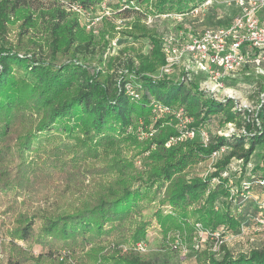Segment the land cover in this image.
Returning a JSON list of instances; mask_svg holds the SVG:
<instances>
[{
	"label": "trees",
	"instance_id": "trees-1",
	"mask_svg": "<svg viewBox=\"0 0 264 264\" xmlns=\"http://www.w3.org/2000/svg\"><path fill=\"white\" fill-rule=\"evenodd\" d=\"M103 1L68 0L95 11ZM205 1L121 0L116 9L108 2L111 13L132 17L127 34L146 38L151 49L138 57L116 55L118 64L105 73L104 67L92 71L86 64L98 42L61 0H0V188L18 194L50 189L52 200L30 215L21 214L18 230L24 240L36 237L48 246L76 250L88 244L79 255L85 254L83 264H163L133 249L151 224L143 217L144 201L154 202L162 193L155 220L167 240L173 230L184 234L191 244L187 254L195 252L207 264H264V241L239 253L222 241L217 256L207 248L195 249L193 240L196 223L208 235L247 226L248 212L241 206L251 197L252 183L264 185V73H258L254 111L237 107L232 98L217 100L198 91L195 79L187 86L181 79L152 76L167 61L165 42L148 27L147 17L194 14ZM12 19L20 21L19 47L8 39ZM60 55H69V61L55 63ZM127 82L135 93L127 91ZM157 102L183 106L193 125L209 132L207 145L196 136L166 146L179 131L178 120L158 114ZM35 108L41 109L39 118L32 116ZM219 117L242 131L212 134L210 123ZM152 129L153 135L140 137V130ZM14 130L22 134L16 143ZM130 142L149 150L144 168L123 155L121 146ZM222 147L225 154L216 157L211 174L187 176L188 167ZM15 157L18 162L8 165ZM261 208L259 214L247 215L256 224L264 204ZM53 251L49 247L46 257Z\"/></svg>",
	"mask_w": 264,
	"mask_h": 264
},
{
	"label": "rangeland",
	"instance_id": "rangeland-1",
	"mask_svg": "<svg viewBox=\"0 0 264 264\" xmlns=\"http://www.w3.org/2000/svg\"><path fill=\"white\" fill-rule=\"evenodd\" d=\"M61 1L65 4L66 10L73 12L78 17L79 23L83 29L87 33H90L93 39L98 42L97 52L93 54L86 63L90 66L92 71L98 68L103 69L104 67L105 69H103V71H105V73L108 71L112 72L113 67L116 66V63L118 64V60H114L116 55H121L123 58H126L129 56L138 57V55H147L150 53L151 45L146 38L136 40L127 34V31L131 28L130 24L132 17L121 18L116 16L115 13L108 14L103 12L105 14L103 18L89 29L87 28V24L91 22L93 15L96 14V11L100 8L96 11L93 9L94 11L87 14L76 10V8L73 9L69 6L68 0ZM120 1L121 0H108L114 9H116ZM237 10L238 7L230 0H206L205 3L202 4L200 10L198 12L195 11L194 14L164 13L155 16L151 15L147 17V24L165 43L174 44L179 42V40L181 41L191 37L193 33L206 26H218L227 23ZM19 24V20L12 19L8 34L9 41L17 47H19ZM171 35L174 36L173 39H171ZM121 51L123 52L122 54H120ZM23 53L24 51H21L20 54ZM69 59V55H60L54 62L61 64L69 61ZM244 67L234 74L227 76L225 90L218 95V98L221 100L232 98L237 107H246L254 111L258 109V97L260 94L258 92V73L264 72L256 70L252 65H246ZM183 72V65H176L169 79L175 81L178 77L181 79ZM193 79L197 80L198 91L201 92L200 82H203L204 75L201 73L196 74L193 76ZM185 85L190 86L192 84L185 83ZM204 97L206 96L204 95ZM40 111V108H35L32 114L33 118H39ZM221 119L222 117H219L211 121L209 130L212 134L218 133V130L230 135L242 131L235 123H233V126H229L228 123H223ZM138 128L139 126L136 130ZM15 130L11 135V139L14 141L13 143L18 142L22 137V134ZM137 140L139 141L140 139L137 138ZM142 149L143 148L137 146L136 142H130L121 146L123 155L132 158L138 168H144V158L149 153V150L143 151ZM224 154L225 152L222 153L220 157H223ZM216 160L213 161L212 165L210 164L212 161L207 157L198 160L186 169L187 176L206 177L214 171ZM17 162L18 160L15 157L8 165H14ZM249 173V170L245 171V180H249L248 178L251 176ZM215 183L216 180L213 181V184ZM49 192H51L50 189H42L18 194V192L14 190L0 188V264L11 262L10 258L13 259L12 264H15V262L21 264H83V256L85 254L79 255L86 252V249L89 247L88 244H86L82 250H76L71 247L58 248L57 245L53 244H50V246L45 245L36 240V237L24 240L20 236L18 227L20 220L23 219L21 218V214L25 213L26 215H30L31 211L44 206L45 202H51L52 200L48 199ZM250 195L251 197L242 204L241 209L242 211L251 213V215L259 214L262 210L261 205L264 204V185L252 183ZM161 196L162 193L159 198ZM158 199L154 202L149 200L144 201L143 217L151 221V224L146 237L137 241L133 245V249L142 253L145 258L156 260L163 264H207L203 259L200 260L198 258L196 255L197 253L191 252L190 254L182 255L179 248L175 247L177 243H184L188 246L191 245L186 241L184 234L180 230L169 232L167 234L169 241L163 236L159 224L154 217L155 209L159 204ZM248 213H246L245 217L247 226L243 227L240 232L231 231L223 235L222 231H216V233H219V240L223 238V241L234 253L248 251L250 248L264 241V230L261 229L262 226L256 224L255 220L250 215L247 216ZM37 224L39 225V222H37ZM204 231H206V233L208 232L196 223L193 232V240H195V235H199L202 232L203 239L201 250L207 248L217 256H220V243H218V237L214 233L206 235ZM140 241L146 243V248L144 250L137 249V244ZM49 247L54 249V251L52 256L46 257L49 254ZM120 248L126 250L127 246L120 245ZM109 249L110 247L108 246L105 252ZM84 260L86 263V258H84Z\"/></svg>",
	"mask_w": 264,
	"mask_h": 264
},
{
	"label": "built area",
	"instance_id": "built-area-1",
	"mask_svg": "<svg viewBox=\"0 0 264 264\" xmlns=\"http://www.w3.org/2000/svg\"><path fill=\"white\" fill-rule=\"evenodd\" d=\"M230 1L238 7V10L227 23L205 27L193 33L191 37L179 40V42L174 44L166 42L164 51L167 62L152 73V76L158 79L169 78L176 65L181 64L184 68L181 80L188 83L193 79L194 75L201 73L204 75V79L203 82H200V89L219 99L218 95L225 90L227 76L234 74L246 65H252L256 70L264 72L261 66L264 61V0ZM68 4L73 9L76 8V10L83 13L90 14L91 11H94L92 8L87 9L77 3ZM99 8L96 11L97 13L93 15L91 22L87 24V28L91 29L93 25L99 22L105 15L103 12L111 13L108 0H104ZM173 37L171 35V39ZM126 88L129 93H135L134 87L130 82L126 83ZM154 107L158 114H173L178 120L179 131L170 136L166 146L178 141L192 139L196 136L200 137L201 141L206 145L210 141L209 132L204 128L194 126V118L188 114L183 106L171 108L157 102ZM228 124L233 126L232 122ZM218 132L220 134H228L221 130ZM154 133V129L147 132L140 130V137L144 138ZM225 149L226 147H222L212 153L209 158L212 161L211 165ZM224 175H227V172ZM257 220L259 226H262L261 229L264 230V215ZM198 225L201 226L200 223ZM204 232L208 235V232ZM214 234L218 237V243H221L223 240H219V233L215 232ZM202 239V232L196 235L194 241L195 249L202 247ZM175 247L179 248L182 255H186L189 251V246L184 243H177ZM145 248L146 243L144 241L138 242V250H144Z\"/></svg>",
	"mask_w": 264,
	"mask_h": 264
}]
</instances>
